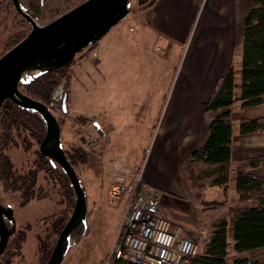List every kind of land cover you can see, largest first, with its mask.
Here are the masks:
<instances>
[{"label": "crops", "instance_id": "0c3cea01", "mask_svg": "<svg viewBox=\"0 0 264 264\" xmlns=\"http://www.w3.org/2000/svg\"><path fill=\"white\" fill-rule=\"evenodd\" d=\"M192 1L197 3V0ZM253 1H205L204 17L200 21L203 34H195V37H207L208 30L216 29V34L210 37L218 44L209 50L208 47L201 49L196 38L191 48L185 46L189 35L187 2L161 0L150 13L143 11L137 17L127 18L101 39L96 46L100 53L98 59L80 55L81 59L78 58L72 66L73 78L68 94L71 114L73 117L94 118L96 122L93 126L101 143L88 163V169L93 172V168L99 165L102 170L100 155L107 151L110 155L121 153L132 166L139 167L145 152L150 149L145 180L159 190L162 214L182 226L184 237L199 242V255L204 253L208 238L203 225L196 224L189 216L180 222L181 217L176 218L178 210L173 204L178 197L188 196L180 175V164L182 158L197 149L207 137L210 122L205 125L208 122L204 106L219 79L227 72L223 74L221 71L231 64L235 39L230 33L236 34L239 30L237 23L243 24ZM218 4H227L224 9L227 26L219 23L220 18L214 17ZM210 25L214 28L209 29ZM208 69L210 74L202 76L205 74L201 72L206 73ZM213 69L215 74H211ZM199 103V111L194 114L193 111L188 112L190 104ZM160 120L164 123L157 131ZM67 123H70L78 141L75 136L69 141L64 139L63 128ZM67 123L62 127L63 146L73 143L84 146L85 131L78 135L72 123ZM186 134L195 136L187 140ZM198 134L203 136L198 137ZM166 135L185 137L178 141H175L177 138L165 140ZM238 136V132L233 135V165L243 158L264 155V134L244 138ZM251 174L264 177V167L252 169ZM232 180L235 181V174ZM97 182L102 195L108 196L114 184L113 175L103 171L101 176L97 174ZM219 198H223V193L219 194ZM122 201L110 227L114 229L111 242L114 239L117 241L122 225L127 204L125 199ZM229 240L233 243L232 232L229 233ZM244 257L264 264V249L249 252Z\"/></svg>", "mask_w": 264, "mask_h": 264}, {"label": "trees", "instance_id": "16d2710c", "mask_svg": "<svg viewBox=\"0 0 264 264\" xmlns=\"http://www.w3.org/2000/svg\"><path fill=\"white\" fill-rule=\"evenodd\" d=\"M86 0H21L24 10L35 20L45 21L59 18ZM17 11L13 0H0V35L10 34L4 44L0 57L19 44L30 33L29 22ZM94 44L81 55L87 57ZM241 62L237 69L231 65L219 80L216 90L206 104V112L211 114L207 137L204 143L188 156L183 171L196 197L205 186L227 188L235 172L236 207L232 213V222L228 212L220 211L213 216L204 246V253L190 259L189 264H261L250 261L245 254L264 249V177L251 174L252 169L264 165V158L254 157L232 163L233 145V107L240 102L242 109L256 108L264 104V0H255L243 22L241 42ZM69 65L43 74L28 73L27 84H21L20 90L28 97L50 106L57 87L65 85V108L55 113L61 127L70 121L82 135L95 119L70 115L68 94L73 78ZM61 81V82H60ZM49 103V104H48ZM264 132V118L243 119L239 133L249 136ZM46 136V124L42 117L32 111L6 101L0 112V186L3 191L18 193L21 204L26 205L36 199L45 186L39 183L40 175L45 181L57 185L65 197L66 208L46 217L41 224L50 223L38 234V264H47L58 237L69 220L74 206L75 192L70 180L62 169L39 151ZM20 148L27 157L28 167L20 172L7 150ZM35 147H38L35 149ZM64 152L70 164L77 169L88 162L89 152L80 144H67ZM32 158V160H31ZM78 174V173H77ZM200 198V197H199ZM75 208V207H74ZM86 224L83 231L77 233L83 238L88 235ZM208 225V224H207ZM23 227L9 241L6 251L0 258V264H13L16 257L20 260L27 230ZM232 232L233 243L229 240ZM72 236V237H73ZM232 259V261H231ZM114 264H133L124 260H115Z\"/></svg>", "mask_w": 264, "mask_h": 264}, {"label": "rangeland", "instance_id": "374dc122", "mask_svg": "<svg viewBox=\"0 0 264 264\" xmlns=\"http://www.w3.org/2000/svg\"><path fill=\"white\" fill-rule=\"evenodd\" d=\"M161 0H130V8H129V15L127 18H133L137 17L141 12L144 11V13H150L153 11V9L156 7V5L160 2ZM171 1V0H170ZM180 2L186 1L189 8H188V16H189V31H188V40L187 44L185 45L186 48H191V43L193 42V39L196 38L199 41V45L201 49L207 48L209 50L212 49L216 44H218L216 39H212L210 36L211 34H216V29H213L211 31L208 30L209 36L205 37L202 35H198L195 37V34H203V32L200 30V21L201 17H204V8H205V1L206 0H197V3H195L192 0H177ZM255 1V0H254ZM254 1L252 2L251 6L253 5ZM21 2V0H20ZM22 4V2H21ZM23 5V4H22ZM222 5V6H221ZM227 4H218L216 9V13L214 14V17L217 19L220 18L221 20H224L225 18V8ZM219 13H221L219 15ZM193 14V17H192ZM192 17V18H191ZM202 17V19H203ZM126 18V19H127ZM191 18V21H190ZM125 19V20H126ZM56 20V18H51L45 21L41 20H35L39 26H45L52 21ZM124 20V21H125ZM219 21V23H222L223 25L227 26V22L224 21ZM28 23V22H27ZM29 24V23H28ZM209 24H215V23H208ZM218 26L222 24L216 23ZM234 24V23H232ZM239 27V30H237L236 34H231L235 41L233 43L235 44L234 46V51L231 56V65H234L237 69L240 68V62H241V57H242V52H241V42H242V31H243V24L237 23ZM31 27V25L29 24ZM214 28V25H210L209 29ZM32 29V27H31ZM206 34V33H205ZM223 34V33H220ZM10 34H1L0 35V48L1 51L4 48V44L9 38ZM27 37V36H26ZM24 40V39H23ZM18 45V44H17ZM214 45V46H213ZM98 46V45H97ZM90 48V47H89ZM160 49V47L158 48ZM10 51V50H9ZM98 50L95 49L89 53L87 57H91L94 59H98L100 57V53L98 57H94L92 53ZM8 52V51H7ZM5 52V54L7 53ZM185 51L182 52L181 57L183 58L185 55ZM3 54V55H5ZM2 55V56H3ZM79 55H77L76 60H78ZM1 56V57H2ZM0 57V58H1ZM81 59V58H79ZM182 63V60L180 61ZM181 63L179 65V68L181 66ZM229 66V68H230ZM177 68V69H179ZM228 66L225 68V70L221 71V73L224 74V72L228 71L227 70ZM228 68V69H229ZM203 71V70H202ZM205 75H202L206 77V75L210 74V70L208 69L206 73L201 72ZM216 71L215 69L212 70L211 74H215ZM35 74V73H34ZM221 79V78H220ZM219 79V80H220ZM219 82V81H218ZM217 82V84H218ZM217 84L215 86L214 91L212 92L210 98L212 97L213 93L216 90ZM60 85H64V83H61ZM59 85V86H60ZM58 86V87H59ZM57 87V88H58ZM56 91V90H55ZM65 92V89H64ZM54 95V93H53ZM53 98V96H52ZM52 98L50 101V106L49 108L51 109L52 113L55 115L58 114L59 108L52 107ZM209 98V99H210ZM208 99V100H209ZM65 105V102H64ZM197 106V109L195 107ZM63 107V106H62ZM206 106H204V115L205 119L207 120L208 123H205V125L209 124L211 122V114L206 112ZM200 110V103L197 105L190 104L188 106V112H192L194 114L195 111ZM70 115L71 111H70ZM56 116V115H55ZM190 118V115H189ZM254 118H264V104L256 107V108H251V109H242L240 102H237L235 106L233 107V126H234V134L238 132L239 136L238 137H251L257 135H262L264 132L256 133L253 135L249 136H242L239 133V125L243 119H254ZM94 119V118H93ZM190 120V119H189ZM183 121V120H182ZM164 120H160V122L157 124V131L158 128L163 125ZM190 123V121H189ZM204 126V125H203ZM90 127V129H88ZM190 128V126H189ZM193 131V130H192ZM89 134L91 138H94L96 140V144L94 148L91 149V147L85 146V150L89 152V157H88V162L79 167L77 169V175L79 176L81 183L83 187L86 190V196H87V205H88V212H87V223L86 225L89 227V232L88 235L79 238L77 235L78 231L81 233L83 231L84 226H79V228L76 230L75 236L71 238V249L69 253L66 255L65 259L63 260L62 264H103L107 257L109 256L110 252L114 248V244L116 243V240L114 239L112 242V237L114 233V229L112 230L110 227L112 226V223L116 219V215L120 208H121V203L123 201H115L111 202L109 196L102 195L101 191L98 188V182H97V174L98 176H101L103 174V171L106 173H110V167L112 162L116 157H122L124 160H126L130 165L132 164L130 161L126 159L125 156H123L121 153H115L110 155L109 151L105 153H102L100 155V163L102 170L100 169L99 165L95 166L93 168V172L88 169V163L90 162L91 158L94 156L95 150L99 147L101 144L99 141L98 136L96 135V131L94 126L91 124L87 127V129L84 132L85 134ZM193 133V132H192ZM63 136L65 140L69 139L71 140L75 134L73 133V130L71 128L70 123H67L64 128H63ZM83 136V137H84ZM88 136V135H87ZM195 136L194 134H186V137L189 140ZM198 137H202L203 134H198ZM137 137V136H134ZM185 136H174V135H166L164 139H171V138H177L178 141L180 138H184ZM89 137H87V140L89 141ZM75 140L78 141L77 137L75 136ZM87 140L85 136V140L83 139V142L87 145ZM72 142V141H71ZM64 143V142H63ZM204 143V140L200 143V146ZM67 146L64 144L63 148ZM199 146V147H200ZM38 147H35V149ZM198 148V147H197ZM7 154L10 156L11 160L13 161L15 168H17L20 172L23 170H26L28 167V161L27 157L24 154V152L17 147H12L9 148L7 151ZM190 153L182 158L181 164H180V175L183 179V182L187 188L188 196L176 199V202L173 201V204H175L174 207L177 208L178 214L176 215V218H180V222L186 220V217L189 216L191 220H193L196 224L199 223L200 225H203V228L206 229V226L208 227L209 224L211 223L210 221L213 220V216L218 214V212L223 211V212H228L230 215V219L232 222V213L235 210L236 207V200H237V193L235 189V181L232 180L227 186V188H221V187H207L203 188L201 191V194L196 197V194L191 190V187L188 183V180L186 178L185 171H183V168L185 166V162L188 158ZM147 151L144 154L142 163L140 167L144 166V177H145V168H146V159H147ZM259 158H264V155L257 156ZM251 157L243 158L240 159H248ZM254 158V157H252ZM32 160V158H31ZM237 161V162H239ZM237 164V163H236ZM235 165L233 167L235 168ZM60 169L61 167L56 164ZM261 167H264L261 166ZM112 175V174H111ZM44 175H40L39 178V183L44 185L45 188L43 192L36 198L31 200L29 203L26 205L21 204V199L18 193H13L10 191H3V189L0 186V202L4 206H11L14 210V215L16 219V224H17V231L16 234L20 232V230L23 227H26L30 225L31 227L27 230L26 233V240L23 244L22 247V256L24 259L20 260V257H16L14 259L13 264H38V255H37V246H38V234L42 231V228L45 232L46 229L48 230V226L50 223L46 224H41V221L45 219L46 217H49L60 210H63L66 208V201L65 197L62 194V191L57 185H53L52 183H48L45 181ZM112 187V186H111ZM109 193V192H108ZM223 193V198H219V194ZM200 197V198H199ZM187 200V203L185 202ZM75 202H76V195L74 197V206L71 209L69 219L73 213L74 207H75ZM167 203V202H166ZM168 204V203H167ZM181 215V216H180ZM178 221V220H177ZM175 224V223H174ZM208 224V225H207ZM85 225V226H86ZM177 226H182L179 224H176ZM9 226H11L9 224ZM183 231V228H182ZM207 233V231H206ZM208 236V234H207ZM12 238V237H11ZM103 261V262H102Z\"/></svg>", "mask_w": 264, "mask_h": 264}, {"label": "water", "instance_id": "95a60500", "mask_svg": "<svg viewBox=\"0 0 264 264\" xmlns=\"http://www.w3.org/2000/svg\"><path fill=\"white\" fill-rule=\"evenodd\" d=\"M13 2L32 29L24 40L0 58V112L3 104L11 101L42 117L46 124V136L39 151L61 167L74 189L75 208L47 262L62 264L71 249L73 233L80 225L87 223L86 192L64 152L62 127L57 117L48 106L23 94L20 85L30 82V79H25L28 73L43 74L63 68L74 61L77 55L99 43L128 17L130 0H86L45 26L37 24L24 10L20 0ZM16 231L13 208L0 202V257Z\"/></svg>", "mask_w": 264, "mask_h": 264}, {"label": "built area", "instance_id": "2783aa9c", "mask_svg": "<svg viewBox=\"0 0 264 264\" xmlns=\"http://www.w3.org/2000/svg\"><path fill=\"white\" fill-rule=\"evenodd\" d=\"M94 57L99 53L94 51ZM65 85L54 92L52 107L62 108ZM88 135V136H87ZM88 147L94 148L96 140L85 134ZM150 149L147 150V155ZM110 173L114 184L108 196L111 202L126 200V209L118 239L103 264L124 260L133 264H189L198 255L199 242L182 235V228L162 214L160 192L146 182L144 166L134 167L124 158L116 157ZM206 237L207 234H206Z\"/></svg>", "mask_w": 264, "mask_h": 264}, {"label": "bare ground", "instance_id": "6f19581e", "mask_svg": "<svg viewBox=\"0 0 264 264\" xmlns=\"http://www.w3.org/2000/svg\"><path fill=\"white\" fill-rule=\"evenodd\" d=\"M60 82H61V81H60ZM48 104H49V103H48ZM234 106H235V105H234ZM233 129H234V128H233ZM75 204H76V202H75ZM6 249H7V248H6ZM5 251H6V250H5ZM5 251H4V252H5ZM3 254H4V253H3ZM3 254H2V255H3ZM1 257H2V256H1ZM1 257H0V258H1Z\"/></svg>", "mask_w": 264, "mask_h": 264}]
</instances>
